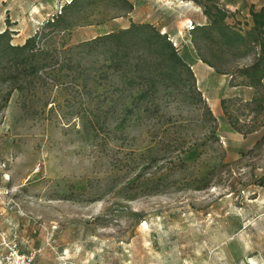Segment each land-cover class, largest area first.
<instances>
[{"label": "rangeland", "instance_id": "rangeland-1", "mask_svg": "<svg viewBox=\"0 0 264 264\" xmlns=\"http://www.w3.org/2000/svg\"><path fill=\"white\" fill-rule=\"evenodd\" d=\"M69 1L0 0V32L22 43ZM262 4L77 0L67 15L77 24L60 40L148 22L174 42L195 81L182 75L127 114L129 91L117 99L109 78L88 90L0 82V241L32 264H264V89L241 84L239 71L257 49L198 29L210 22L204 8L216 5L245 31ZM221 98L236 99L227 111L239 130Z\"/></svg>", "mask_w": 264, "mask_h": 264}, {"label": "trees", "instance_id": "trees-1", "mask_svg": "<svg viewBox=\"0 0 264 264\" xmlns=\"http://www.w3.org/2000/svg\"><path fill=\"white\" fill-rule=\"evenodd\" d=\"M76 2L70 0L62 5L58 13L46 19L41 29L22 43L13 44L8 29L0 32V82H8L18 91H34L37 85L50 84L49 80L57 86L73 81L88 90L104 85L103 80L109 78L110 82L116 81L117 99L123 91H129L128 98L131 99L121 108L127 114L140 100L148 101L160 90L178 86L180 80L195 81L193 70L179 56L166 32H159L148 22H131L125 28L73 44L60 40V31L77 24V21L67 20L68 11ZM203 12L210 22L198 29L214 31L228 46L251 45L257 49L254 61L239 70L245 79L241 84L264 89V4L257 10H250L252 24L245 31L225 23L229 14L225 9L214 5L213 8H204ZM198 52L201 56L199 47ZM201 59L215 67L203 56ZM257 99L256 96L250 102ZM235 100L221 98L220 106L229 123L239 130L236 118L227 111L229 103ZM204 105L208 119L214 121L211 109L205 102Z\"/></svg>", "mask_w": 264, "mask_h": 264}, {"label": "built area", "instance_id": "built-area-1", "mask_svg": "<svg viewBox=\"0 0 264 264\" xmlns=\"http://www.w3.org/2000/svg\"><path fill=\"white\" fill-rule=\"evenodd\" d=\"M0 245L3 250L0 254V264H32V256L22 253L13 241L2 237Z\"/></svg>", "mask_w": 264, "mask_h": 264}, {"label": "crops", "instance_id": "crops-1", "mask_svg": "<svg viewBox=\"0 0 264 264\" xmlns=\"http://www.w3.org/2000/svg\"><path fill=\"white\" fill-rule=\"evenodd\" d=\"M197 65H198V67L202 70H205L204 68H203V66H202V62H197Z\"/></svg>", "mask_w": 264, "mask_h": 264}]
</instances>
